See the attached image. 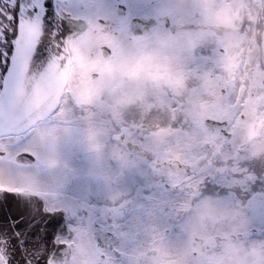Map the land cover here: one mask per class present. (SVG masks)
Masks as SVG:
<instances>
[{
    "label": "flooded vegetation",
    "instance_id": "obj_1",
    "mask_svg": "<svg viewBox=\"0 0 264 264\" xmlns=\"http://www.w3.org/2000/svg\"><path fill=\"white\" fill-rule=\"evenodd\" d=\"M225 1L231 2L232 8L227 7L222 13V2L186 0L193 5L197 19L207 14L226 16L236 21L241 30L236 31L240 40L227 60L230 70L224 75V82L239 83L242 90L227 93L221 89L223 97L215 104L225 113L207 116L227 122L225 135L216 128L205 127V117L201 128L184 129L188 134L183 139L154 137L153 119L149 117L157 111L126 108L123 95L98 92L110 80L114 65L110 57L102 58L98 53L90 56L89 52L104 40L92 48L79 43L81 35L91 31L88 28L71 40L64 93L74 97L78 112L88 111L99 118L93 126V136L74 146L75 160L70 169L76 176L72 185H86L90 171L95 184L93 195L98 201L95 211L103 222L97 233L103 247L93 239L88 219L77 217L69 226L67 264H98L101 254L104 260L100 264H112L113 251L120 253L124 264H264V243H245V229L236 208L214 193L197 198L196 182L187 183L189 177L184 174L186 168L191 172L211 170L220 174L228 188H241L257 173L264 175V0ZM202 5L209 12L202 11ZM206 29L213 30L203 27V31ZM174 34H157L152 41ZM91 73L96 74L95 79ZM60 115L63 116V110ZM181 124L172 125L181 128ZM114 128L119 131L113 132ZM233 173L243 174L233 177ZM131 175L139 177L143 184L180 185L183 181L184 187L190 189L186 193L181 189L168 204V213L177 220L176 230L170 236L164 234L156 211L142 202L139 183L129 182ZM63 180L64 177L58 180L56 194ZM73 186L64 194L71 197ZM86 191L82 188V192ZM68 210L70 216H75L72 206ZM107 231L115 239L105 236Z\"/></svg>",
    "mask_w": 264,
    "mask_h": 264
},
{
    "label": "snow or ice",
    "instance_id": "obj_2",
    "mask_svg": "<svg viewBox=\"0 0 264 264\" xmlns=\"http://www.w3.org/2000/svg\"><path fill=\"white\" fill-rule=\"evenodd\" d=\"M195 20L193 5L186 0H0V264H67L64 249L69 226L77 217L88 219L93 239L103 247L97 234L103 222L95 211L98 201L90 171L86 185L73 186L76 174L66 168L63 184L54 194L51 162L33 144L34 129L58 121L79 122L74 97L63 93L62 102L45 114L37 116L34 111L25 115L17 96L19 85L39 79L63 56L65 41L75 39L84 28L104 38L90 56L98 53L107 58L119 52L134 58L143 54L155 35L194 29ZM192 59L198 62L202 57L194 51ZM90 75L95 79V73ZM209 123L225 135L226 121ZM184 174L189 177L187 183L196 182L197 198L214 193L236 208L246 244L264 243V175L257 173L241 188H228L220 174L211 170L191 172L186 168ZM128 180L137 184L140 178L131 175ZM184 183H139L142 202L156 211L166 236L175 232L177 224L168 213V204L181 189L184 193L190 190ZM69 186L74 189L71 197L64 194ZM69 206L75 216L69 215ZM104 235L115 239L110 231ZM112 256V264H124L119 252L113 251Z\"/></svg>",
    "mask_w": 264,
    "mask_h": 264
},
{
    "label": "rangeland",
    "instance_id": "obj_3",
    "mask_svg": "<svg viewBox=\"0 0 264 264\" xmlns=\"http://www.w3.org/2000/svg\"><path fill=\"white\" fill-rule=\"evenodd\" d=\"M214 1L223 3L220 9L222 13L226 12L227 7L232 8L231 2ZM202 11L209 12V9L202 5ZM205 26L213 30L203 31ZM236 31H241L236 21L226 16L207 14L206 17L196 18L194 29L180 31L171 37H160L157 42L151 39L139 56L127 58L115 52L109 58L111 65H114L110 80L104 82L98 92L123 95V107L126 108L135 106L157 111L154 112L156 115L149 117L153 119L154 137L183 139L188 134L186 129L201 128L202 120L208 115L225 113L215 104L223 97L221 89L227 93L242 90L239 83L224 82V75L230 70L227 60H230V54L236 50L240 40V33ZM81 36L78 42L90 48L99 40H104L98 34L94 37L92 31ZM194 51L198 57H202L198 62L192 59ZM178 63L183 65L178 66ZM150 95L154 98L149 99L147 96ZM85 112H78L79 122L76 124L58 121L46 128L34 129L33 144L42 149V158L51 162L53 189L58 180L65 176V169H70L75 160V144H81V140L93 136V126L99 118ZM136 118L142 120L141 117ZM172 124H181L182 127ZM96 132L102 134L98 128ZM53 192L56 194L57 190Z\"/></svg>",
    "mask_w": 264,
    "mask_h": 264
},
{
    "label": "water",
    "instance_id": "obj_4",
    "mask_svg": "<svg viewBox=\"0 0 264 264\" xmlns=\"http://www.w3.org/2000/svg\"><path fill=\"white\" fill-rule=\"evenodd\" d=\"M82 31H79V34ZM72 37L65 41L62 57L54 60L40 78L35 81L22 82L17 89V96L22 101L21 108L25 115L36 112L37 116L45 114L55 107L66 84L67 71L70 63L69 42ZM216 120L207 118L204 125L212 127L209 122ZM64 251L69 254L68 247Z\"/></svg>",
    "mask_w": 264,
    "mask_h": 264
}]
</instances>
